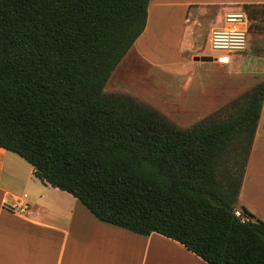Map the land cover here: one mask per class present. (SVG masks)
Wrapping results in <instances>:
<instances>
[{
	"label": "trees",
	"instance_id": "1",
	"mask_svg": "<svg viewBox=\"0 0 264 264\" xmlns=\"http://www.w3.org/2000/svg\"><path fill=\"white\" fill-rule=\"evenodd\" d=\"M148 3L0 0V148L100 221L158 233L208 264H264V221L238 202L264 82L187 128L103 91ZM243 7L249 21L264 11Z\"/></svg>",
	"mask_w": 264,
	"mask_h": 264
},
{
	"label": "crops",
	"instance_id": "2",
	"mask_svg": "<svg viewBox=\"0 0 264 264\" xmlns=\"http://www.w3.org/2000/svg\"><path fill=\"white\" fill-rule=\"evenodd\" d=\"M245 4H264V0H149L145 27L132 47L155 64L162 63L156 48L181 56L180 63L187 62L188 52L191 60L210 56L203 51L192 52L194 37L191 26L185 24L190 20L187 16L203 12L205 5L230 11L242 10ZM170 39L176 49L168 43ZM180 63L167 57L170 69ZM261 66L264 70V62ZM260 179H264V100L238 193L239 204L264 221V182ZM25 190L28 194H19ZM24 193L25 206H18ZM45 193L60 203L43 202ZM141 243L146 245L140 251ZM53 257L57 261H52ZM0 264L208 263L158 233L140 235L98 220L68 192L42 184L19 155L0 148Z\"/></svg>",
	"mask_w": 264,
	"mask_h": 264
},
{
	"label": "rangeland",
	"instance_id": "3",
	"mask_svg": "<svg viewBox=\"0 0 264 264\" xmlns=\"http://www.w3.org/2000/svg\"><path fill=\"white\" fill-rule=\"evenodd\" d=\"M202 8L203 12L193 17L187 16L190 22L185 21V24H189L193 31L195 48L192 52L203 51L213 57L218 53L208 49L209 33L213 27L220 25L225 11H218L217 5ZM241 9L244 11V7ZM247 42L244 53L234 55L230 63L218 62L214 57L209 61L200 60L201 56L191 60V52L186 54L187 62L180 63L181 56L167 53L166 48H156L155 51L161 55L159 62L162 63L155 64L143 59L131 47L112 72L103 91L128 94L156 109L174 124L182 128L191 127L212 114H226L228 103L264 82L261 66L264 62V11L250 19ZM168 43L176 49L171 39ZM150 45L153 48L152 41ZM167 57L180 65L168 68ZM239 61L240 65L237 66ZM260 180L264 182V179ZM23 192L28 194L29 191L19 194ZM42 201L60 203L59 199H53L48 193H45ZM145 245L141 243L139 250ZM52 261H57V258L53 257Z\"/></svg>",
	"mask_w": 264,
	"mask_h": 264
},
{
	"label": "built area",
	"instance_id": "4",
	"mask_svg": "<svg viewBox=\"0 0 264 264\" xmlns=\"http://www.w3.org/2000/svg\"><path fill=\"white\" fill-rule=\"evenodd\" d=\"M249 22L245 11L230 10L223 13L220 25L213 27L208 37V48L210 51L218 53L215 56L212 55L218 62L228 63L231 55L246 50ZM25 197L24 193L18 199L20 202L16 200V204L25 206ZM234 214L241 220L244 219L238 209L234 210Z\"/></svg>",
	"mask_w": 264,
	"mask_h": 264
},
{
	"label": "water",
	"instance_id": "5",
	"mask_svg": "<svg viewBox=\"0 0 264 264\" xmlns=\"http://www.w3.org/2000/svg\"><path fill=\"white\" fill-rule=\"evenodd\" d=\"M197 59V58H196ZM201 60H211L212 57L211 56H203V57H200Z\"/></svg>",
	"mask_w": 264,
	"mask_h": 264
}]
</instances>
